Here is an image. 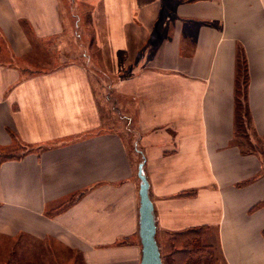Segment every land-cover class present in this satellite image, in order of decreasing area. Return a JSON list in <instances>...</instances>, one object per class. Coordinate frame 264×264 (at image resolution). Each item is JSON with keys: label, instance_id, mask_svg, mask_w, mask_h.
Wrapping results in <instances>:
<instances>
[{"label": "crops", "instance_id": "crops-1", "mask_svg": "<svg viewBox=\"0 0 264 264\" xmlns=\"http://www.w3.org/2000/svg\"><path fill=\"white\" fill-rule=\"evenodd\" d=\"M0 156V240L38 263L141 264L148 202L159 251L264 264V0H0Z\"/></svg>", "mask_w": 264, "mask_h": 264}, {"label": "rangeland", "instance_id": "rangeland-1", "mask_svg": "<svg viewBox=\"0 0 264 264\" xmlns=\"http://www.w3.org/2000/svg\"><path fill=\"white\" fill-rule=\"evenodd\" d=\"M82 57V56H81ZM244 75V74H243ZM243 82V80H242ZM243 88V93L241 96V102H242V111H243V116H245V112H246V102H245V88ZM244 122L243 123V128L242 131L243 133H239L241 134V136H247L251 137V131L249 130V117L244 118ZM209 242L213 245H215V247H213V250L209 252V250H203V251H199L196 254L192 255L187 264H220V261L218 259L219 255H218V245H216V242L214 241V237L210 236L209 237ZM14 245H17L15 247V249L13 248ZM160 247V252H161V258H162V264H181L179 258L175 255V247L172 245L171 242H164L162 241L161 243L159 242ZM194 246L193 244L191 245V247ZM21 248V251H19ZM13 249L20 252V255H16V256H11L10 257V251L13 252ZM35 245L31 244V243H24V242H20V244H15L9 241H2L0 240V264H41L40 262L38 263V258L34 257L35 254ZM197 249V246H196ZM34 251V252H33ZM2 252L3 255H6V257L2 256ZM23 252V254H22ZM20 256V257H19ZM23 256V257H22ZM53 264H65L64 261H57L56 259H53ZM224 264V263H222Z\"/></svg>", "mask_w": 264, "mask_h": 264}, {"label": "trees", "instance_id": "trees-1", "mask_svg": "<svg viewBox=\"0 0 264 264\" xmlns=\"http://www.w3.org/2000/svg\"><path fill=\"white\" fill-rule=\"evenodd\" d=\"M244 74V75H243ZM248 69L246 66V61L244 60V58H242V63H240L239 69H238V80H237V86H236V131L238 133H243L242 128H243V123L244 122V118L249 117V111L246 105V112H245V116H243V111H242V100H241V96L243 93V88H245V102H247V87H248ZM243 80V82H242ZM7 158H11L9 156H0V162L2 161V159H7ZM202 230H197V231H193L191 234H189L187 236V240H183V241H178V238H176V241L172 242V245L175 247V255L179 258V256L181 255V259L179 258V260H181V264H187L189 258L196 252L199 251H203V250H210V246L208 245H204L202 242V237H203V233L201 232ZM194 245L191 247V245ZM197 246V249H196Z\"/></svg>", "mask_w": 264, "mask_h": 264}, {"label": "water", "instance_id": "water-1", "mask_svg": "<svg viewBox=\"0 0 264 264\" xmlns=\"http://www.w3.org/2000/svg\"><path fill=\"white\" fill-rule=\"evenodd\" d=\"M146 195L147 193L145 192L144 196ZM141 216V239L143 246L141 264H162L161 253L155 241V224L148 202L142 206Z\"/></svg>", "mask_w": 264, "mask_h": 264}]
</instances>
